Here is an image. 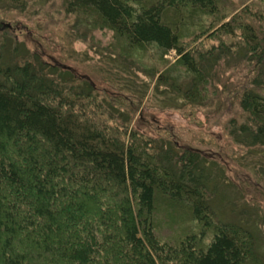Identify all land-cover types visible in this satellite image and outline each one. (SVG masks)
Wrapping results in <instances>:
<instances>
[{
	"label": "trees",
	"instance_id": "1",
	"mask_svg": "<svg viewBox=\"0 0 264 264\" xmlns=\"http://www.w3.org/2000/svg\"><path fill=\"white\" fill-rule=\"evenodd\" d=\"M28 1L0 0V10H30ZM224 1L64 5L75 33L113 36L108 53L117 50L122 70L132 65L153 81L160 109L206 107L220 63L244 65L251 76L233 95L243 121L231 119L227 135L264 151L263 15L253 4L232 15ZM6 30L0 27V264H264L250 224L222 221L213 208L216 162L178 139L131 127L143 103L136 85L110 95L41 60Z\"/></svg>",
	"mask_w": 264,
	"mask_h": 264
},
{
	"label": "rangeland",
	"instance_id": "2",
	"mask_svg": "<svg viewBox=\"0 0 264 264\" xmlns=\"http://www.w3.org/2000/svg\"><path fill=\"white\" fill-rule=\"evenodd\" d=\"M35 1L29 0L30 10L23 12L0 10V27L41 60L64 67L110 95H117L123 84L136 85L143 94V103L133 115L131 127L154 138L178 139L181 146L198 149L214 160L217 165L211 169L210 188L219 184L214 210L222 221L250 224L264 255V151L236 145L227 135L231 119L243 121L233 95L251 76L249 70L244 65L233 69L232 60L226 58L215 70L214 76L219 79L209 87L206 107L160 109L155 105L153 81L132 65L124 63L127 67L122 70L117 50V55L108 53L107 47L115 48L109 32L87 34L81 29L75 33L74 16L66 11L64 0H40L38 5H32ZM224 3L225 8L233 9L232 15L253 4L263 15L260 25L264 28V0ZM175 58L174 52L166 56L171 62Z\"/></svg>",
	"mask_w": 264,
	"mask_h": 264
}]
</instances>
